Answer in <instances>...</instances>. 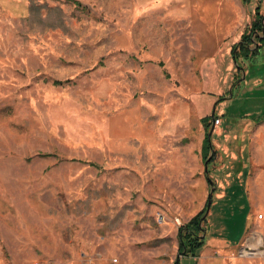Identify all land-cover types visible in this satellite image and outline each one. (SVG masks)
Returning <instances> with one entry per match:
<instances>
[{
    "label": "rangeland",
    "instance_id": "rangeland-1",
    "mask_svg": "<svg viewBox=\"0 0 264 264\" xmlns=\"http://www.w3.org/2000/svg\"><path fill=\"white\" fill-rule=\"evenodd\" d=\"M76 1L79 8L70 0H0V264H196L213 232L224 235L211 203L237 169L245 170V230L234 244L219 236L214 245L234 254L254 246L264 264V211L251 210L247 187L264 170L249 151L264 120L240 118L264 103L254 92L264 90V48L249 68L230 57L257 5L264 15V0ZM239 10L231 34L204 37L212 21L225 29ZM182 99L187 136L170 149L156 133L136 137L135 112L158 132L169 125L158 112ZM146 106L159 111L146 114ZM212 111L219 121L201 168L206 178L214 151L205 244L196 257H180L178 226L204 207L211 185L179 177L187 170L171 158L187 166L189 139L198 141L199 119ZM152 144L162 152L148 151ZM198 200L205 203L194 213Z\"/></svg>",
    "mask_w": 264,
    "mask_h": 264
},
{
    "label": "crops",
    "instance_id": "crops-1",
    "mask_svg": "<svg viewBox=\"0 0 264 264\" xmlns=\"http://www.w3.org/2000/svg\"><path fill=\"white\" fill-rule=\"evenodd\" d=\"M240 14H241V10H239V14L237 15L238 19L234 23L233 21L229 23L225 29L220 28V21L218 19L212 21L208 29V33H207L208 36L204 35V37L211 36V38H214V37H218L222 33L231 34L232 33L231 31L235 29L234 25L236 24V22L239 25V22L241 20ZM209 31H212L214 33L209 32ZM204 33H206V30L204 31ZM191 90L195 92L196 89L191 88ZM176 94L178 98L179 96H181V94H178V92ZM183 97H184V92H183ZM193 106L194 105H192V107ZM145 108H146V114L151 113V111L154 109L159 111L157 107H153V106H146ZM186 108H187V104L182 99L180 100L178 104H171L168 107L167 106L164 107L160 112L157 111L158 115L160 116H164L165 114H167V117L165 118H168V123H169L167 129L159 127L160 129L158 130V132L156 131L158 127L153 128V127L142 126V116L138 115L137 112H135L134 113L135 117L138 119V120H135V117H134L135 123L138 125V126L137 125L135 126L136 137L142 138L145 142L146 138H148L150 134L156 133L157 139H159L158 141L159 143L160 142L162 143V140L164 139V137H167L169 149L172 148L171 142H174L178 136H180L181 138L187 136L185 132L186 130H189V125L187 123L188 119L185 118ZM217 118L219 119V117ZM199 123L202 124L201 118L199 119ZM212 124L213 126L216 127L214 123ZM201 129L202 131L198 132L197 134L198 141L189 139L187 148H185V152H186L185 161H188L187 166H185L183 157L179 158L180 155L172 156L171 160H172V163L175 162L176 164H179L181 169L186 168L187 170L185 173L181 174L182 176H179V177H183L184 175L187 178L194 177V179L190 183L192 185L195 183L198 187H200V189H203V187L206 186V178L203 172H201L202 160H201L200 153H201V145H202V139H203V133H204L202 125L200 127V130ZM158 145L159 144H156V145L152 144L150 146L147 145L146 149L150 151L152 154L161 153L162 150L160 149V147H157ZM191 148H193L194 149L193 151L196 153H191L190 152ZM249 151H250V157L252 158L253 161H255L256 163H259V162L264 163V121L251 131ZM170 168H171V164H170ZM159 170H160L159 172L155 173V177L161 180L163 177L162 175L163 173H161L163 169L160 168ZM169 179L170 180L173 179L172 175L169 177ZM248 183H249V185L247 186L248 187V203L251 207V210L253 209V210H263L264 211V170L263 169L257 170L256 173H253L250 176V180ZM204 203H205L204 200L203 201L198 200L196 204V210L194 211V213L198 211L203 206ZM252 238H253L252 240L253 244L255 246L258 245V247H260L261 246L260 242L263 240L262 235L257 233ZM206 242L208 246L207 245L204 246V249L201 251L200 257L198 258V260L196 259V264H213V263L214 264H259V260H255V257L257 256L258 252L254 251V248H255L254 246H252L253 248H250L251 246L249 247L246 245L242 246L244 247V250H246V252H244L243 250L241 252V247H239L237 252H235L234 254L233 251L226 246L224 247L220 246L221 248L216 247L214 245V241L212 238L208 239ZM221 256L229 257L231 258V261L230 262L226 261L225 259L221 258ZM190 264L192 263L190 262Z\"/></svg>",
    "mask_w": 264,
    "mask_h": 264
},
{
    "label": "trees",
    "instance_id": "trees-1",
    "mask_svg": "<svg viewBox=\"0 0 264 264\" xmlns=\"http://www.w3.org/2000/svg\"><path fill=\"white\" fill-rule=\"evenodd\" d=\"M72 1L77 8L81 6L80 2L76 0H70ZM230 50V57L233 62H235V67L237 69L242 68V63L247 62V67L253 66L256 64V62L252 61L254 57L264 48V15L260 12V6L257 5L252 13V19L248 25L245 26L243 29L239 39L237 42L233 43L231 45ZM162 65V63H159ZM54 84H59L60 81L54 80ZM237 88V85L236 87ZM254 92L257 93V96H259L261 93L264 94V90H254ZM232 96L231 98H234V92L231 90ZM251 94L253 91L250 92ZM221 102L222 100H225V97H219L217 101ZM251 101V99H249ZM248 103V100H244L243 104L245 105ZM250 107V104H249ZM240 109V106H238ZM245 107H242V111L245 112ZM261 108L260 112L249 114V115H243L240 118H249L250 120L254 121L255 123L261 122L264 120V103L258 105V109ZM219 116L214 113L213 115H205L201 117V123L204 128V137L202 140V149H201V158L202 161H206L207 156L209 154L210 150V139L207 136V133L211 127L212 120L217 118ZM236 118V119H235ZM237 117H232L231 121L232 123H235ZM214 151L206 162L208 173H209V165L214 160ZM245 172V170L237 169L235 170V177L234 179L225 187H223L224 195L222 196V199L218 202L222 203L224 202V205L221 207V205L217 202L211 203V208L215 209L213 210V214L220 217V221L222 223V231L224 232V235H219L216 232H213L212 237L214 240L219 236H223L225 240H229V244H234L238 241L240 236L245 230L244 225V217H242V210H244L246 197H245V189L243 186L239 183L238 179V173ZM237 174V175H236ZM213 192V191H212ZM221 198V197H220ZM211 201V197H210ZM212 202V201H211ZM206 210V203L204 207L196 213L194 216H192L186 223L181 224L178 226L177 229V239H178V249H177V255L180 257H196L199 253L200 249L205 244V237L207 232V215L204 216ZM211 211V209H210ZM211 213V212H210ZM221 239L217 242V246H220V243L224 242V240ZM227 244V243H226ZM227 246V245H225ZM180 264V263H179Z\"/></svg>",
    "mask_w": 264,
    "mask_h": 264
},
{
    "label": "water",
    "instance_id": "water-1",
    "mask_svg": "<svg viewBox=\"0 0 264 264\" xmlns=\"http://www.w3.org/2000/svg\"><path fill=\"white\" fill-rule=\"evenodd\" d=\"M212 115H213V111H212V113H211ZM213 124L211 125V128H210V130L208 131V133H207V136H208V138L210 139V136H211V134H212V130H213ZM205 168H204V171H205V173H206V178L208 179V182H209V184L211 185L210 187V190H209V193H208V195H207V200H206V211H205V214H206V212L208 211V209H209V206H210V197H211V194H212V189H213V184H212V181L209 179V177L207 176V173H208V171H207V167H206V163H205ZM176 263H178V260L176 261Z\"/></svg>",
    "mask_w": 264,
    "mask_h": 264
},
{
    "label": "bare ground",
    "instance_id": "bare-ground-1",
    "mask_svg": "<svg viewBox=\"0 0 264 264\" xmlns=\"http://www.w3.org/2000/svg\"><path fill=\"white\" fill-rule=\"evenodd\" d=\"M215 120H218L219 121V119L218 118H215ZM214 124H216V123H214ZM260 215V214H259ZM259 215H258V217H259Z\"/></svg>",
    "mask_w": 264,
    "mask_h": 264
},
{
    "label": "built area",
    "instance_id": "built-area-1",
    "mask_svg": "<svg viewBox=\"0 0 264 264\" xmlns=\"http://www.w3.org/2000/svg\"><path fill=\"white\" fill-rule=\"evenodd\" d=\"M218 122V120H215V123H217Z\"/></svg>",
    "mask_w": 264,
    "mask_h": 264
}]
</instances>
